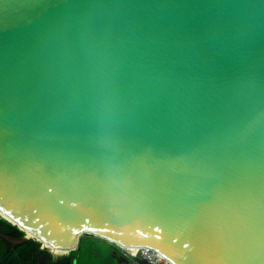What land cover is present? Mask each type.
<instances>
[{
    "label": "water",
    "instance_id": "1",
    "mask_svg": "<svg viewBox=\"0 0 264 264\" xmlns=\"http://www.w3.org/2000/svg\"><path fill=\"white\" fill-rule=\"evenodd\" d=\"M0 214L264 264V0H0Z\"/></svg>",
    "mask_w": 264,
    "mask_h": 264
},
{
    "label": "rangeland",
    "instance_id": "2",
    "mask_svg": "<svg viewBox=\"0 0 264 264\" xmlns=\"http://www.w3.org/2000/svg\"><path fill=\"white\" fill-rule=\"evenodd\" d=\"M81 237L80 244L74 248L76 258L73 264H133L132 258L126 255L117 243L87 232L83 233ZM42 247L46 249L48 254H52L54 260H62L70 255V251L57 254L45 244Z\"/></svg>",
    "mask_w": 264,
    "mask_h": 264
},
{
    "label": "trees",
    "instance_id": "3",
    "mask_svg": "<svg viewBox=\"0 0 264 264\" xmlns=\"http://www.w3.org/2000/svg\"><path fill=\"white\" fill-rule=\"evenodd\" d=\"M0 230L13 234L24 235V231L20 227L0 215ZM43 243L33 237L18 243L15 247L10 241L4 237H0V264H39L42 259ZM13 249V251H11ZM76 250H71L69 261L73 264L76 258ZM5 258V259H4ZM52 254L46 255L47 264L53 262ZM68 261L65 263L67 264Z\"/></svg>",
    "mask_w": 264,
    "mask_h": 264
},
{
    "label": "built area",
    "instance_id": "4",
    "mask_svg": "<svg viewBox=\"0 0 264 264\" xmlns=\"http://www.w3.org/2000/svg\"><path fill=\"white\" fill-rule=\"evenodd\" d=\"M124 253L130 256L133 264H145L141 258L150 261L152 264H174L170 259L164 256L160 251L152 247L142 246L136 247H122Z\"/></svg>",
    "mask_w": 264,
    "mask_h": 264
},
{
    "label": "bare ground",
    "instance_id": "5",
    "mask_svg": "<svg viewBox=\"0 0 264 264\" xmlns=\"http://www.w3.org/2000/svg\"><path fill=\"white\" fill-rule=\"evenodd\" d=\"M46 246H49L57 254L66 253V252L70 251L73 248L71 246L61 247V246H52V245H48V244ZM133 249H136V247L133 246Z\"/></svg>",
    "mask_w": 264,
    "mask_h": 264
},
{
    "label": "crops",
    "instance_id": "6",
    "mask_svg": "<svg viewBox=\"0 0 264 264\" xmlns=\"http://www.w3.org/2000/svg\"><path fill=\"white\" fill-rule=\"evenodd\" d=\"M82 236V235H81ZM82 238V237H81ZM80 238V239H81ZM80 244V243H79ZM46 251H44V253H42V259H41V262L39 264H47V261H46V254H45ZM71 253V251H70ZM69 258H70V255L68 256V258H65V259H56V260H53L54 264H60L61 262H64V264L68 261L69 262ZM54 259V258H53ZM56 261V262H55ZM52 262V263H53ZM27 264H32V263H27Z\"/></svg>",
    "mask_w": 264,
    "mask_h": 264
},
{
    "label": "flooded vegetation",
    "instance_id": "7",
    "mask_svg": "<svg viewBox=\"0 0 264 264\" xmlns=\"http://www.w3.org/2000/svg\"><path fill=\"white\" fill-rule=\"evenodd\" d=\"M45 254L47 255V252H45ZM60 264H64V262H61ZM67 264H72V263L69 261Z\"/></svg>",
    "mask_w": 264,
    "mask_h": 264
}]
</instances>
